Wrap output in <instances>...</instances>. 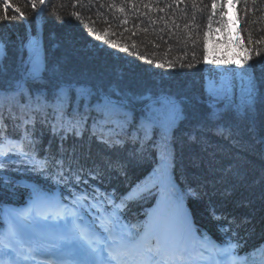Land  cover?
<instances>
[{
	"label": "trees",
	"instance_id": "1",
	"mask_svg": "<svg viewBox=\"0 0 264 264\" xmlns=\"http://www.w3.org/2000/svg\"><path fill=\"white\" fill-rule=\"evenodd\" d=\"M12 2L27 13V19L14 13L16 20L0 23V85L15 84L21 70L25 73L30 53L40 40L44 71L39 82L30 84L33 96L55 103L63 93L65 107L70 104L73 113L82 100L92 104L110 101L136 123L146 115H162L168 99L174 100L178 116L170 129L177 173L170 168L173 182L191 197L194 195L187 193L197 189L198 180L204 187L223 180L213 174L212 167H233L238 200L227 211L239 220L231 226L233 240L236 245L250 241L251 250L259 248L264 262V244L259 239L264 235V0H233L234 6L216 0L215 9L213 0H46L43 11H33L27 0ZM9 13L13 14L11 9ZM222 22L228 26L223 27ZM245 49L250 57L246 61ZM237 61L243 63L238 66ZM99 88L127 103L109 100ZM15 93L11 88L0 89V115H9L10 103L14 114H20V106L5 99L6 94L11 98ZM181 97L188 101L181 102ZM200 97L206 101L200 102ZM209 98L217 102L211 103ZM23 103L20 101L21 106ZM137 105L143 107L136 109ZM40 115L33 138L44 142L50 161L47 171H55L66 198L93 188L103 192L111 182L110 190L122 192L157 167L154 143L160 141L159 132L139 159V152L136 158L132 156L133 148L140 149L139 143L109 149L88 133L81 137L69 133L62 142L63 131L53 135L55 121L42 122ZM28 127L32 129L31 124ZM80 157L90 161L86 173L74 166ZM117 158L124 164V172L109 167V161ZM57 160L62 161V168L55 164ZM197 167L209 170L201 174ZM181 168L184 182L179 178ZM36 174H28L36 185L53 189ZM91 175L97 178L93 180ZM121 175L124 179L118 178ZM85 179L88 184L82 182ZM10 181L0 171V202L17 201L22 194L12 189ZM136 201L124 214L131 224L142 221L153 202L151 194ZM223 220L228 228V220Z\"/></svg>",
	"mask_w": 264,
	"mask_h": 264
},
{
	"label": "snow or ice",
	"instance_id": "2",
	"mask_svg": "<svg viewBox=\"0 0 264 264\" xmlns=\"http://www.w3.org/2000/svg\"><path fill=\"white\" fill-rule=\"evenodd\" d=\"M27 3L33 11H43L46 6V0H27ZM224 3L234 6L233 0H224ZM212 7L215 9L216 0H213ZM10 9L13 14L9 13ZM14 13H19L21 19H27V13L22 11L18 4L13 3L12 0H0V23L16 20L17 16ZM222 24L223 27L228 26V22H222ZM205 36L207 37L208 33H205ZM251 43L252 40L249 39V44ZM249 58L245 49L244 60ZM193 59H196L195 52H193ZM204 59H208L207 40H205ZM214 62L227 63V61ZM28 63L30 67L16 82V93L11 98L7 94L5 96L6 100L11 99L20 106V114L16 115L10 103L7 117L15 122L14 127L19 131L14 136H10L7 123L3 129H0V157L7 159L10 155H17L31 161L34 171L47 170L50 161L47 158L43 161L37 160L34 154L36 151V142L33 139L35 118L42 114L44 117L42 122H47L49 119L55 121L52 124L54 136L59 131H63L64 135L60 137L62 142L67 139L69 133L75 137L88 133L97 143L109 149L123 147L128 142L133 145L139 143L140 149L133 148L132 152L133 158H136L139 152V159H143L145 146L154 143L156 134L159 132L160 141L154 143L158 164L149 176L122 198L120 205L115 203L114 192H100L98 188H93L90 198L89 194L85 193L81 198L74 199L71 209L49 206V211L43 214L37 212L35 216L31 211L18 213L5 235L0 237V254L6 257L5 260L0 261V264H20L21 260L25 264H241L231 246L216 250L207 237L197 236L190 214L184 208L185 193L178 191L171 179L170 168L175 156L170 149L172 143L170 129L178 116L174 104L169 101L162 115H146L139 123L130 120L125 111L118 105L111 104L110 101L92 104L91 101L82 100L73 113L70 110V104L68 108L65 107L63 93L56 98L55 103L49 102L47 97L32 95L30 84L39 82L42 79L41 73L44 71L38 49L33 50ZM242 63L243 61H237L238 66ZM158 66L163 67V65ZM188 67L193 65L189 64ZM249 95L251 96V90ZM17 97H19L18 100ZM20 101H24L22 106ZM89 121H91L90 127ZM29 124L32 125L31 130L28 127ZM55 164L63 167L60 160L55 161ZM4 166L0 163V168ZM109 167L121 172L125 170L119 158L109 161ZM59 175L62 176L63 173ZM96 178L95 175L92 177L93 180ZM77 179L79 181V177ZM82 182L88 184L86 179ZM157 188L160 190V195L175 209V219L180 226L178 231L166 230L158 233L150 223L131 228L120 224L117 210L124 206L125 201L140 198L141 193L152 194ZM187 195L195 194L190 190ZM108 206L113 209L110 214H106ZM91 209H95V215L91 222L85 223V216L90 214ZM212 214L214 219H227V217L216 216L214 210ZM38 223L48 227H62V230L55 234L54 241L47 247L39 238L32 236L24 238V229L28 225ZM233 223L234 221H228L229 226ZM196 245H199L201 257L205 252H211L214 253V259L211 256L208 261L197 259ZM65 247L72 249L66 258L55 256L51 252L55 249L56 252L62 253ZM46 254L48 258H44Z\"/></svg>",
	"mask_w": 264,
	"mask_h": 264
},
{
	"label": "rangeland",
	"instance_id": "3",
	"mask_svg": "<svg viewBox=\"0 0 264 264\" xmlns=\"http://www.w3.org/2000/svg\"><path fill=\"white\" fill-rule=\"evenodd\" d=\"M39 45H40V41H39V43L34 47V49L33 50H36V49H38L39 48ZM33 52V51H32ZM32 52L30 53V56H31V54H32ZM26 62V61H25ZM22 74V73H21ZM25 74V73H24ZM12 157H14V158H17L15 155L14 156H12ZM0 159H3L2 157H0ZM39 199H38V202H39V204H43L44 202H56L57 200H54L55 198H57V196L56 195H47V194H45V195H43V196H41V197H38ZM58 206V205H57ZM57 206H55V207H57Z\"/></svg>",
	"mask_w": 264,
	"mask_h": 264
},
{
	"label": "bare ground",
	"instance_id": "4",
	"mask_svg": "<svg viewBox=\"0 0 264 264\" xmlns=\"http://www.w3.org/2000/svg\"><path fill=\"white\" fill-rule=\"evenodd\" d=\"M30 203H32L29 207H28V209H29V211H33L32 209H34V207H35V205H34V201H30ZM57 207H61V208H64V207H62V206H57ZM66 207V206H65ZM66 208H68V207H66ZM16 212H14V211H11V217L12 218H15V220H16V214H15ZM19 213H21V212H19ZM9 216V215H8ZM10 216H9V218H10V221L12 220V218H11ZM13 223V222H12ZM72 252V250L71 251H69V253H71ZM54 253H56V251H54ZM54 255V254H53ZM20 264H21V262H20Z\"/></svg>",
	"mask_w": 264,
	"mask_h": 264
}]
</instances>
